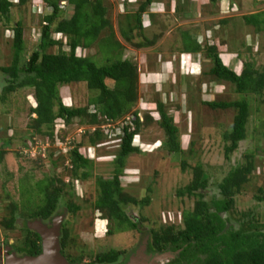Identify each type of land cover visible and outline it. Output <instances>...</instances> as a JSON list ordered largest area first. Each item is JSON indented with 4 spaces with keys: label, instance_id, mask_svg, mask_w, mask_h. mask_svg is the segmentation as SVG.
<instances>
[{
    "label": "trees",
    "instance_id": "obj_1",
    "mask_svg": "<svg viewBox=\"0 0 264 264\" xmlns=\"http://www.w3.org/2000/svg\"><path fill=\"white\" fill-rule=\"evenodd\" d=\"M155 1L157 0H139L135 11L125 14L120 24L124 23L125 26L119 27L121 28L119 33L126 43L132 44L133 32L137 31L136 36L142 42L135 44L136 47L140 49L153 46L158 36L153 37V41H149L144 34L146 27L144 23H154V13L147 11ZM207 1L218 6L221 0ZM229 1H231L230 6H233L234 0ZM36 2L44 4L47 10L50 9V13L40 17L42 22L39 40L35 49L26 56L23 25L20 21L13 25L11 60L8 65L0 67L1 74L7 77L0 103H4L5 98L16 91L31 89L35 105L29 109L32 117L30 130L34 135L48 139L53 137V127L57 120L62 121L64 126L75 119H78L81 125H97L98 127L91 134H85L89 135L86 144L90 146H102L108 141L110 130H115L117 151L111 161L114 167L113 176L109 180H98V194L93 204V213H98L101 221H107V236L130 230L141 232L137 223L129 218L125 207L149 205V199L145 198L138 202L123 193L120 184L126 178L123 172L127 159L142 153L135 146L136 141L140 138L141 131L153 122L165 136L160 148L165 149L169 154L182 152L174 118L166 112L162 102L152 99L146 108L156 112L157 118L154 121L150 117L151 111L141 122L138 112L132 111L138 99L141 74L136 64L121 57L124 47L112 31L108 18L110 11L108 0ZM124 2L125 8L126 0ZM28 3L29 0H18L15 4L9 0H0V20L9 23L10 10L14 7L21 9ZM66 7L71 8L72 13L68 19H60L61 10ZM241 20L244 27L254 29L257 34L264 33V11L243 15ZM228 21L227 19L220 21L218 25L227 24ZM106 30L110 31L109 36L100 39L101 34ZM64 39L66 42L63 43ZM96 42L103 56L101 64L89 55L78 54L80 51L91 52V47ZM225 42L222 41L220 46L225 47ZM63 46L67 47V51L62 50ZM55 47L58 49L57 53L52 52ZM180 52L188 56L201 53L211 63L209 71L205 73L206 77L214 82L229 84L234 93L240 96L234 101L203 102V105L214 112L233 113L230 129L222 132L223 154L224 158L228 159L240 150V146L247 139V126L251 116L249 99H260L259 104L260 102L264 104V64L256 66L252 60L241 62V55L234 53L236 63L240 65L241 62L237 72L235 68L226 67L223 63L222 50L219 51L213 42H208L202 48L196 39L190 37L182 39ZM155 57L161 63L158 72L162 75L168 66L166 62L163 63L164 60L160 55ZM176 79L177 77L174 80L169 76L166 81L176 84ZM79 84H84L86 90L94 93V96L83 108L65 106L60 97V88ZM113 124L114 129L104 128ZM262 129L264 130V120L260 122L257 132L261 133ZM262 136L264 137V133ZM9 140L5 143L0 142V162L4 157L1 147L7 145ZM28 144L33 142L29 141ZM80 147L81 145L78 144L68 152L69 172L72 179L84 181L89 177L84 169H91L92 161L84 159L79 154ZM151 149L156 150V147ZM258 150L259 148H256L243 154V162L233 166L216 185L218 198L210 202L205 201L202 194L208 188L206 171L201 164L192 167L190 183L177 192L178 196H186L193 200L192 208L182 212L178 225L171 224L148 231L147 236L145 235L146 238L148 237L145 246L148 255L151 257L172 255V258L164 264H264V213L260 212V205L264 203V185L255 187L258 183H264V159L261 160L259 176L255 182H252L256 177L257 166L254 156ZM22 184L20 191L22 207L14 201L8 204L7 216L0 221L5 229L14 230L17 217L20 216L25 223L33 220L46 222L55 216L65 214L66 211L75 216L80 210L66 190L69 185L60 179L40 181L36 184L35 190L31 187L29 190L22 189ZM33 191H37L40 197L38 204L31 201ZM245 192L251 195L250 199L254 201L255 207L238 209V198ZM60 201H64L65 209L61 212L57 211ZM231 219L234 224H229L228 220ZM25 223L21 228V244L13 247V250L17 255L34 257L41 252V240L35 232L25 227ZM72 243L74 240L70 237V230L62 227L59 237L61 255L70 264H82L83 255L73 257L66 254ZM88 255L89 264H124L129 257L127 254L122 262L118 263L120 257L124 255L122 251L109 250Z\"/></svg>",
    "mask_w": 264,
    "mask_h": 264
},
{
    "label": "rangeland",
    "instance_id": "obj_2",
    "mask_svg": "<svg viewBox=\"0 0 264 264\" xmlns=\"http://www.w3.org/2000/svg\"><path fill=\"white\" fill-rule=\"evenodd\" d=\"M36 1L39 0H29V3L21 9L12 8L9 23L0 20V67L10 63L11 29L16 22L20 21L25 30L24 55L26 56L35 49L40 35L42 22L40 17L50 13V9L47 10L44 4ZM108 1L107 5L110 4L108 18L112 31L125 48L121 57L136 64L141 74L137 92L138 99L132 111L138 112L140 122L151 111L150 117L154 121L157 118L156 112L150 108L147 110L146 106L151 99L162 102L166 112L174 118L182 151L180 154H169L165 149L160 148L165 136L154 122L141 131L136 144L142 153L138 156L132 155L127 159L123 172L126 178L120 183L123 193L136 201L149 199V205L125 207L129 218L137 223L141 232L130 230L107 236V221H101L100 215L93 213V204L98 194V180H109L113 176L114 167L111 161L116 154L117 144L114 136L116 131L110 129H114V124L104 127L111 132L108 141L102 146H90L86 144L89 135L85 134H91L98 127L97 125H81L79 120L75 119L69 125L63 126V122L57 120L53 130L58 135V143H54V139L34 135L30 130L32 117H30L29 109L35 105L31 89L16 91L6 97L4 103H0V142L5 143L10 139L7 145L1 147L4 157L0 162V221L7 216L6 207L11 201L22 207L20 198L22 182V189L29 190L31 187L35 190L36 184L40 181L60 179L69 185L66 190L80 210L75 216L66 211L65 214L55 217H62L60 230L62 227L69 229L70 237L74 240L66 254L73 257L83 255L82 264H89L88 254L109 250L124 252L118 260V263H121L127 254L130 256L139 249V246H146L148 241L146 236L150 229L171 224L178 225L179 216L183 211L191 210L193 205L192 199L177 195L179 189L190 183L192 167L201 164L206 171L208 188L202 194L204 200L210 202L218 198L216 185L233 166L243 162V154L246 151L259 148L254 156L257 170L252 182H255L259 176L261 160L264 159V137L262 136L264 130L262 129L261 133L257 132L260 122L264 120V104L261 102L259 104L260 99H249L251 116L247 126V139L240 146L239 151L225 159L222 132L230 129L233 113L231 111L214 112L203 105V102L234 101L240 96L234 93L229 84L214 82L206 77L205 73L209 71L211 63L201 53L193 57L179 53L182 39L190 37L196 39L202 48L208 42H213L219 51L226 49L228 53L240 54L241 62L252 60L256 66L263 65L264 33L257 34L254 29L244 27L241 17L263 12L264 0H234L232 7H230L231 1L229 0H221L218 6L207 0H175L178 8L184 7L185 9L186 6L190 8L188 14L186 11V14L179 12L173 0H157L147 11L154 13V23L146 25L144 34L149 41H153L156 36L158 38H155L151 48L140 49L136 47L142 42L136 36L137 31L133 32L132 44L126 43L119 31L121 30L119 27L125 26L124 23L120 25L125 14L133 13L138 7L139 0H135L134 3L126 0L125 8L123 7L125 0ZM11 2L17 3V0H11ZM157 5L161 6V9H157ZM200 7L202 8L195 10ZM61 11L60 19H68L72 13L71 8L67 7ZM225 19L229 20L227 24L218 25ZM211 31L213 32L210 33ZM109 34V30L104 31L100 39L106 38ZM211 38L215 40H210ZM64 41L65 39L63 43ZM222 41H226L225 47L220 46ZM91 48V52L80 51L78 54L89 55L99 64L103 63L98 42L94 43ZM66 49L67 47H62L63 51H67ZM57 51L56 47L52 50L53 53ZM156 55H160L164 60L163 63L166 62L168 66L162 75L158 72L161 63L157 61ZM232 55L223 53V63L230 69L237 64ZM238 69L237 66L235 71L238 72ZM164 74L166 76H163ZM169 76L174 80L177 77L176 84L166 81ZM6 80L7 77L0 72V96L2 89L6 86ZM59 91L62 103L73 108H83L94 96V93L86 90L84 84L60 88ZM29 141L33 144H28ZM78 144L81 145L79 153L93 157L91 169H84L89 174L84 181L72 179L69 172L68 152ZM151 147H156V150ZM28 148L30 149L27 150ZM79 171L81 172L82 169ZM258 185H264V183H258L255 187ZM37 194V191H33L31 195V201L34 204L40 201ZM248 195L245 192L242 197L238 198V209L255 207L253 206L254 201L250 199L251 195ZM63 210H65L64 201H60L57 211ZM260 212L264 213V203L260 205ZM20 217H17L14 230L5 229L0 224V248L9 247L10 253L14 252L17 257L24 256L17 255L13 250V247L21 244V228L25 221ZM51 220L42 223L50 226ZM228 222L231 224L233 220H228Z\"/></svg>",
    "mask_w": 264,
    "mask_h": 264
},
{
    "label": "water",
    "instance_id": "obj_3",
    "mask_svg": "<svg viewBox=\"0 0 264 264\" xmlns=\"http://www.w3.org/2000/svg\"><path fill=\"white\" fill-rule=\"evenodd\" d=\"M62 217H54L51 225L46 226L41 220H33L25 223V227L35 232L41 240V252L37 256L17 257L14 252L10 253V248H0V264H70L60 253L59 237ZM144 247L131 255L124 264H161L172 258L170 254L157 255L146 263L144 258Z\"/></svg>",
    "mask_w": 264,
    "mask_h": 264
},
{
    "label": "crops",
    "instance_id": "obj_4",
    "mask_svg": "<svg viewBox=\"0 0 264 264\" xmlns=\"http://www.w3.org/2000/svg\"><path fill=\"white\" fill-rule=\"evenodd\" d=\"M173 1H174V0H173ZM129 2H130V3H134L135 0H129ZM176 4H177V3H176V1H175V3H174L175 8H178ZM230 7H232V6H230ZM151 8H152V6H151ZM201 8H202V7H200V8H195V10H197V9L199 10V9H201ZM157 9H161V6L158 7V5H157ZM176 10H177V9H176ZM178 10H179V12L182 11V14H186V12H187V14L190 13V12H189L190 8H189L188 6H186L185 9H184V7H181V8H179ZM193 10H194V8H193ZM193 10H192V11H193ZM185 11H186V12H185ZM200 11H201V10H200ZM163 12H164V11H163ZM163 12H162V14H163ZM156 16H158V14H156ZM144 24H145L144 26H146V25H149L150 23H144ZM146 27H147V26H146ZM146 27H145V28H146ZM214 30H215V29H214ZM214 30H213V31H214ZM213 31H211L210 33H212ZM196 41H197V40H196ZM124 50H125V48H124ZM177 53H178V52H177ZM181 53H182V52H181ZM223 53H225L226 55H228V54H233L234 57H235V54H234L233 52H232V53H228V52L226 51V49H225V50H222V56H223ZM233 55H232V56H233ZM193 56H194V55H192V57H193ZM188 57H189V56H188ZM190 57H191V56H190ZM223 58H224V57H223ZM235 59H236V58H235ZM232 62H233V61H232ZM237 64H238V63H237ZM237 64H236L235 67H233V68H236V67L238 66ZM233 68H232V69H233Z\"/></svg>",
    "mask_w": 264,
    "mask_h": 264
},
{
    "label": "clouds",
    "instance_id": "obj_5",
    "mask_svg": "<svg viewBox=\"0 0 264 264\" xmlns=\"http://www.w3.org/2000/svg\"><path fill=\"white\" fill-rule=\"evenodd\" d=\"M10 2H11V0H10ZM17 2H18V0H17ZM15 4V3H14ZM241 66V64L239 65L238 64V67H240ZM63 126H64V124H63ZM52 139H54L53 141H54V143H58V135L57 134H55V131H53V137H52ZM56 141V142H55ZM60 142V141H59ZM135 146H137V144H135ZM138 147V146H137ZM30 148H32V146L30 147ZM30 148H28L27 150H29ZM139 148V147H138ZM140 149V148H139ZM26 150V151H27ZM25 151V152H26ZM84 151H86V149L84 150ZM24 152V154H28V153H25ZM80 152V151H79ZM79 154H81V153H79ZM82 155V157L84 158V159H87V160H89V161H91V160H93V157L92 158H90L89 156H86V154L85 155H83V154H81Z\"/></svg>",
    "mask_w": 264,
    "mask_h": 264
},
{
    "label": "flooded vegetation",
    "instance_id": "obj_6",
    "mask_svg": "<svg viewBox=\"0 0 264 264\" xmlns=\"http://www.w3.org/2000/svg\"><path fill=\"white\" fill-rule=\"evenodd\" d=\"M142 247H144L143 254H144V258H145V260H146L145 262L148 263V262H149L151 259H153L155 256H152V257H151V255H148V253H147V251H146V247H145L144 245H143V246H139V249L142 248ZM139 249H138V250H139ZM138 250H137V251H138ZM137 251H134V252L132 253V256H134L135 254H137ZM156 256H157V255H156ZM129 257H131V255H130ZM129 257H128V258H129ZM165 262H166V261H163L161 264H164Z\"/></svg>",
    "mask_w": 264,
    "mask_h": 264
}]
</instances>
